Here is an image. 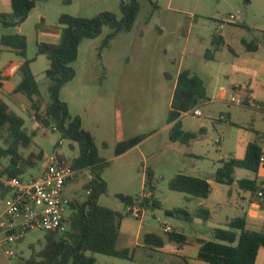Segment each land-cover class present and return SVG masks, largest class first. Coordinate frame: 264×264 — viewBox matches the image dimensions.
<instances>
[{"label":"rangeland","instance_id":"obj_1","mask_svg":"<svg viewBox=\"0 0 264 264\" xmlns=\"http://www.w3.org/2000/svg\"><path fill=\"white\" fill-rule=\"evenodd\" d=\"M128 1L35 0L36 7L20 26L5 27L0 23V35L21 34L27 38V58L35 59L31 68L41 90V97L36 100L38 105L44 106L49 99L50 81L45 75L49 60L45 55H38L37 47L40 42L53 41L43 36L48 34L47 30L64 29L59 24L62 14L91 18L108 11L121 19V3ZM139 1L141 8L132 29L120 33L109 48L100 52L103 41L111 32L108 26L103 27L98 37L83 40L73 63L76 76L60 93L69 114L81 117L83 128L93 136L100 155L110 162L103 173L108 193L100 197L99 204L124 215L119 246L134 251L133 261L101 254H95V257L97 264H179L181 256L192 258L190 264H207L193 259L199 251L197 240L213 241L216 228L227 229L226 223L247 209L248 204L240 198L244 193L237 183L255 178L254 173L238 168L233 186L215 181L221 161L244 158L247 145L264 133V112L257 106L264 100L263 86L258 83L252 93L247 92L246 83L251 78L236 69L247 54L243 41L264 43V0H249L248 3L246 0ZM0 13L11 14L10 0H0ZM231 15L235 20H229ZM221 24L224 28L217 33ZM218 34L224 44L216 51L214 37ZM207 52L214 53L215 60L208 59ZM2 55L0 53V69L10 58ZM250 57L264 62V48ZM188 69L203 74L209 101L199 106L201 117L184 115L181 119L184 129L196 134L189 144H182L169 139L167 121L177 76L181 70ZM18 80L17 77L16 82ZM233 84L242 85L245 90L235 95ZM222 90L228 92L230 102L221 99ZM244 97H249L247 103H243ZM2 100L26 120L25 126L30 133L37 129L29 110L23 111L8 96L3 95ZM223 114L230 115L231 124L220 120ZM137 136L146 139L126 154L115 156L120 142ZM60 139L61 135L52 129H41L37 133L31 147L21 152L25 158L43 153V158L36 166L28 168L21 180L27 182L37 177L55 152L68 159L78 156L77 146L72 150L68 140L57 147ZM8 164L9 159H3L0 172ZM148 171L153 174V194L158 205L145 206L143 218L135 219L130 214L132 206L118 196L139 199L148 194ZM177 174L211 180L212 194L207 200H200L171 191L169 182ZM5 178L0 177V181L3 183ZM87 181L89 173L83 172L68 186L66 195L84 199L83 185ZM8 196V192L4 194L0 189V224L9 220L2 216ZM200 207L209 209V220L196 218ZM174 208L187 209L192 220L165 214L166 210ZM141 221L144 228L142 244L149 232L168 243L166 224L184 234L189 244L183 245L178 255L139 248L136 233ZM46 234L40 230L31 231L21 242L9 245L4 243L5 235L0 227V264H23L42 248ZM173 243L177 246V242Z\"/></svg>","mask_w":264,"mask_h":264},{"label":"trees","instance_id":"obj_2","mask_svg":"<svg viewBox=\"0 0 264 264\" xmlns=\"http://www.w3.org/2000/svg\"><path fill=\"white\" fill-rule=\"evenodd\" d=\"M10 1L11 14H0V23L5 27L20 26L28 19L36 7V2L35 0ZM248 2L249 0H246V3ZM140 8L139 0L122 2L121 19L108 11L91 18L68 14L60 16L59 24L64 26L61 41L57 44L44 42L37 44L38 55H45L49 60L45 71L50 81L49 99L45 101L44 106L36 102L41 97V90L31 68L35 59L27 58V38L21 34L0 36V51L8 50L24 59L18 70L20 81L14 92L22 95L29 102L30 113L38 125L37 129L30 133L25 126L26 120L8 104L0 102V140L2 142L0 163L3 159H9V164L0 172V177L20 178L28 168L36 166L37 161L43 158V153L31 154L25 158L21 152L22 149L31 147L34 137L41 129H52L61 135L57 147L61 145V141L65 140L70 141L72 150L76 145L78 156L73 158V168L80 171L79 175L83 172H88L90 175L89 181L83 185V190L86 192L85 198L81 200L75 197L70 204L68 229L63 233L58 231L47 233L42 248L23 264H97L95 254L130 261L134 259V251L117 247L124 215L99 204L100 197L108 193L103 173L110 166V162L100 155L93 136L83 128L81 117H72L69 114L68 106L61 100L60 93L62 88L76 76L73 63L78 58L79 46L83 40L96 38L101 34L103 27H110L111 32L100 47L102 52L110 47L111 42L120 33L132 29ZM60 30L59 27H53L48 29L47 33L55 35ZM243 43L247 51L258 49V44L255 42L243 41ZM214 44L218 51L224 43L215 36ZM213 55L214 53L207 52L206 57L211 58ZM6 81L7 78L0 71V91ZM206 99L207 89L203 79L189 70L181 71L177 76L167 121L170 126L171 142L189 144L196 138L195 133L183 129L181 117ZM145 139V136H137L120 142L116 146L115 156L126 154ZM262 141L263 134H259L256 140L247 145L244 158L233 157L227 161H221L222 166L215 175L217 183L233 186L236 182L234 178L236 169H245L254 173V179H242L237 183L240 190L250 194L249 203L254 202L257 196L256 174L260 165ZM147 177L152 195L141 205L143 207L150 204L157 206L158 202L153 194L152 172L148 171ZM0 189L4 194L8 192L1 181ZM169 189L200 200H207L213 192V186L207 179L186 174H177L169 182ZM118 197L130 206L138 202V199L130 196L119 195ZM165 214L186 221L192 220V214L185 208L166 210ZM196 218L209 220L211 212L205 207H200ZM247 222L248 213L244 212L228 221L227 229L216 228L213 241L197 240L199 251L195 260L207 264H256L259 252L264 248V231L248 229ZM167 235L169 240L177 242L181 247L189 244L184 234L172 231ZM145 243L149 246L164 247V240L156 234L146 235ZM31 249H33L32 246ZM189 260L190 258L183 257L182 263L179 264H190Z\"/></svg>","mask_w":264,"mask_h":264},{"label":"built area","instance_id":"obj_3","mask_svg":"<svg viewBox=\"0 0 264 264\" xmlns=\"http://www.w3.org/2000/svg\"><path fill=\"white\" fill-rule=\"evenodd\" d=\"M229 20H235L231 15ZM224 28L219 25L217 33ZM11 71L16 68L12 67ZM231 98V103L234 102ZM184 115L201 117L200 109L195 108ZM225 120V117H221ZM63 141H61V145ZM55 152L47 163V166L40 171L37 177H32L24 182L21 178H8L3 181L9 196L4 201V212L2 216L8 217L7 222H2L0 227L5 235L4 243L12 245L21 242L26 234L31 231L40 230L46 233L58 231L65 232L69 227L68 217L70 204L73 198L66 195L68 186L74 183L80 171L73 168L72 159ZM258 180V191L256 200L252 202L255 207L264 212V134L261 148L260 165L256 174ZM149 194L142 195L136 204L130 209V214L135 219H142L144 207L141 203L149 198ZM252 211L248 212V217ZM168 232L171 229L166 228ZM7 254L12 255V252Z\"/></svg>","mask_w":264,"mask_h":264},{"label":"crops","instance_id":"obj_4","mask_svg":"<svg viewBox=\"0 0 264 264\" xmlns=\"http://www.w3.org/2000/svg\"><path fill=\"white\" fill-rule=\"evenodd\" d=\"M10 5H11V1H10ZM0 14H9V13H0ZM62 33H63V29H62V31H59L58 34H55V35L54 34L53 35L44 34L43 36H45V38L53 40L52 42H49V43L57 44V43H59L61 41ZM216 37L219 38V40L223 41L222 37H220L219 34ZM262 48H264V43L260 42L258 44V49L256 51H247L246 50V53H247L246 56L242 58L241 65L238 68H236L237 70H241L244 74L249 75V77L251 78L246 83L247 92H249V93H252L257 88L258 83H261L262 86H263V89H264V75H263L264 74V62H259V61L255 60L254 58L250 57L251 55L258 54L262 50ZM245 49H246V47H245ZM0 53L3 54L2 56H10V58L7 59L8 64H6V66H4V68L0 69V71L3 74V76L7 78V81L5 82L3 88L0 91V102H4L2 100L3 99V95L4 96H8V97H10V99L12 100V102L14 104L20 105L22 107L23 111L29 110V112H30V104L26 100V98L23 97L22 95L16 94L14 92L17 84L20 81V76L18 75V70H19L20 66L22 65L24 59L21 56H18L17 54H15V53H13L11 51H8V50L0 51ZM208 59L215 60V55H213V57L208 58ZM12 67L16 68V70L15 71H11L10 69ZM188 70L191 71L193 74H196L199 77H201L203 79V81L205 83V87L207 89V99L202 101V102H200L199 105L196 107V108L200 109V107H199L200 105H202V104H204V103L209 101V96H208L209 90H208V87L206 86V81L204 79L203 74L198 73V72H196L194 70H190V69H188ZM181 71H183V70H181ZM17 77L19 78V80L16 82V78ZM260 78H261V80H260ZM232 90H233L234 94L236 95V94H240L245 89H244V87H242V85L233 84L232 85ZM227 96H228V92L226 90H222L221 99L222 100H227ZM248 98L249 97H244L243 103H247ZM228 102H230V100ZM261 103L263 105H261ZM257 106H258L259 110H262L264 112V100L260 101L259 103H257ZM223 115H224V117H226V120H224V121L228 122L229 124H231L232 122L230 120V115L229 114H223ZM183 116L181 117V119L183 118ZM183 129H184V127H183ZM262 134H264V133H262ZM221 141H222V139H220L219 142H221ZM89 179H90V175H89ZM207 180L212 185V181L209 180V179H207ZM242 192L244 193V195L241 196L240 198L248 204L247 209H244L243 213L244 212L248 213L249 211H252V216L248 217L247 228L250 229V230H254V231H264V212L259 210V209H257V208H255V207H252V204L249 203L250 194L249 193H245L244 191H242ZM148 194L151 197L152 193L149 192ZM142 223H143V221H141V224H140V226H139V228L137 230V233H136V240H137L136 246L137 247L144 248V249H150L153 252L163 253V254H172V255L173 254H177L178 255L180 253L182 247L179 244H177V246H175L174 243H173L174 241H171V240L168 243L164 241V247L163 248L147 245L145 243V237H146V235L154 234L152 232L151 233L149 232V233L145 234L144 243L142 244L141 243V238H142V233L144 231ZM166 225H167V228L171 229L170 232L176 231L177 233H180V232H178L176 230L175 227L168 226V224H166ZM165 232H166V234L169 233L166 229H165ZM120 239H121V232H120V236H119L117 247L119 249H124V248H121L119 246ZM183 257H185V256H181L180 257L181 258V262L180 263H182V258ZM195 258H193V259H195ZM190 259H192V258H190ZM256 264H264V248L260 250L258 258H257V261H256Z\"/></svg>","mask_w":264,"mask_h":264}]
</instances>
